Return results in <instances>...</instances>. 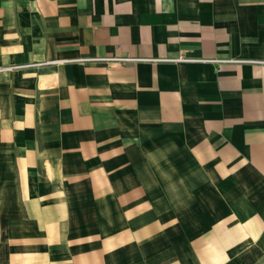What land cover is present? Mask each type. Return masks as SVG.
Listing matches in <instances>:
<instances>
[{"label":"crops","instance_id":"0c3cea01","mask_svg":"<svg viewBox=\"0 0 264 264\" xmlns=\"http://www.w3.org/2000/svg\"><path fill=\"white\" fill-rule=\"evenodd\" d=\"M0 69V264H264V0H0Z\"/></svg>","mask_w":264,"mask_h":264},{"label":"built area","instance_id":"2783aa9c","mask_svg":"<svg viewBox=\"0 0 264 264\" xmlns=\"http://www.w3.org/2000/svg\"><path fill=\"white\" fill-rule=\"evenodd\" d=\"M183 59H179V61H182ZM95 61H103V62H119V61H121V62H128V61H131V59H97V60H95ZM213 62H217V63H224V62H231V61H223V60H219V61H213ZM37 66H39V65H37ZM0 71H1V69H0Z\"/></svg>","mask_w":264,"mask_h":264}]
</instances>
